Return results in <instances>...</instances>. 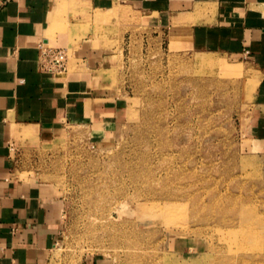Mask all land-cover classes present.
Returning a JSON list of instances; mask_svg holds the SVG:
<instances>
[{
	"label": "rangeland",
	"instance_id": "1",
	"mask_svg": "<svg viewBox=\"0 0 264 264\" xmlns=\"http://www.w3.org/2000/svg\"><path fill=\"white\" fill-rule=\"evenodd\" d=\"M107 21L66 25L49 46L67 52L62 75L85 68L79 41L105 49L93 82L123 102L118 130L68 126L12 152L20 179L63 201L48 264H264V227L250 237L237 215L264 220V132L252 131L262 75L228 54L174 49L146 19ZM122 223L136 249L113 240Z\"/></svg>",
	"mask_w": 264,
	"mask_h": 264
},
{
	"label": "crops",
	"instance_id": "2",
	"mask_svg": "<svg viewBox=\"0 0 264 264\" xmlns=\"http://www.w3.org/2000/svg\"><path fill=\"white\" fill-rule=\"evenodd\" d=\"M125 14L146 19L174 49L251 64L262 75L252 131L264 132V0H0V264H48L61 225L63 201L51 185L20 179L13 150L68 126L112 136L125 110L113 92L94 86L104 48L79 41L73 55L85 68L62 75L41 70L38 46L66 25H106L110 16L112 25Z\"/></svg>",
	"mask_w": 264,
	"mask_h": 264
},
{
	"label": "bare ground",
	"instance_id": "3",
	"mask_svg": "<svg viewBox=\"0 0 264 264\" xmlns=\"http://www.w3.org/2000/svg\"><path fill=\"white\" fill-rule=\"evenodd\" d=\"M204 60V59H203ZM207 63H209V62H207ZM166 155H169V156H171V155H173L172 153H166ZM180 155V154H179ZM172 185V184H171ZM254 203V202H253ZM239 205H242L241 203H239ZM246 205V204H245ZM263 206V205H262ZM248 207V206H247ZM251 207V206H250ZM264 207V206H263ZM228 208V207H227ZM245 207H243V209H241L240 210V212H237L238 214V216L240 217L239 219L241 220V228H243L244 229V231L246 230V233H247V235H249L250 236V233H251V235L252 236H254L256 233L254 232V229H256V228H258L257 226L259 225H261L260 227H264V220H263V223H262V221H261V218H258L257 216L258 215H256V212L255 211H250V210H247V209H244ZM254 208H256V207H253L252 208V210L254 209ZM181 210V209H180ZM232 210H234V209H232ZM239 211V210H238ZM231 213H233L232 211H230ZM233 215H234V213H233ZM264 215V214H263ZM262 216V215H261ZM263 218V217H262ZM240 220H238V221H240ZM126 222V221H125ZM129 223V222H128ZM128 223H125V224H118V225H112L113 226V228H114V230H115V232H114V234H112V238H113V240H118L120 243H121V245H122V247L123 248H126L127 250H132V249H136L135 247H131V246H128L127 245V243H128V241H127V239H129L130 237H131V239L134 237L135 238V236H137V233H135L134 231H132V230H130L129 229V225H128ZM130 224V223H129ZM131 225V224H130ZM238 225V224H237ZM240 227V226H239ZM259 227V228H260ZM231 228V227H230ZM236 228H238V227H236ZM236 230V229H235ZM251 230H252V232H251ZM245 233V234H246ZM130 236V237H129ZM248 236V237H249ZM251 237V236H250ZM129 240V242H132V240ZM133 241H137V239L135 238ZM125 249V250H126ZM244 258V257H243ZM264 258V257H263ZM263 261H260V260H258V257H251V258H249L248 260H246V259H244V260H242L241 261V263L242 264H260V263H262Z\"/></svg>",
	"mask_w": 264,
	"mask_h": 264
},
{
	"label": "built area",
	"instance_id": "4",
	"mask_svg": "<svg viewBox=\"0 0 264 264\" xmlns=\"http://www.w3.org/2000/svg\"><path fill=\"white\" fill-rule=\"evenodd\" d=\"M39 63L41 70L47 73L66 72L67 52L62 48L50 47L47 43H40Z\"/></svg>",
	"mask_w": 264,
	"mask_h": 264
}]
</instances>
